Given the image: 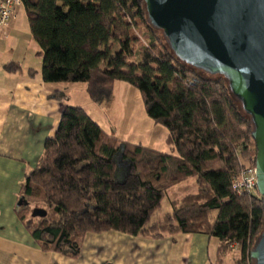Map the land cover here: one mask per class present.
Instances as JSON below:
<instances>
[{
	"label": "trees",
	"instance_id": "16d2710c",
	"mask_svg": "<svg viewBox=\"0 0 264 264\" xmlns=\"http://www.w3.org/2000/svg\"><path fill=\"white\" fill-rule=\"evenodd\" d=\"M22 2L41 49L45 83L86 84L98 105L112 101L116 83L131 85L148 117L168 130L172 151L122 142L85 109L66 106L55 136L21 185L15 209L41 250L77 259L90 233L203 234L219 241L217 261L238 244L237 264H255L251 252L264 232L263 200L232 189L240 172L235 147L243 153L238 143L253 139V125L228 80L179 58L150 23L145 0ZM138 26L153 36L132 62ZM156 32L165 40L163 51ZM6 70L20 67L9 64ZM53 99L63 102L66 95ZM188 179H195L197 193L173 202L172 213L156 221L168 191ZM34 209L46 210L47 217L32 218Z\"/></svg>",
	"mask_w": 264,
	"mask_h": 264
},
{
	"label": "crops",
	"instance_id": "0c3cea01",
	"mask_svg": "<svg viewBox=\"0 0 264 264\" xmlns=\"http://www.w3.org/2000/svg\"><path fill=\"white\" fill-rule=\"evenodd\" d=\"M40 51L23 7L8 28H0V264H214L218 259L219 241L203 234H164L156 238L133 237L115 231L90 233L77 259L43 252L36 244L19 221L15 209L21 185L26 175L37 167L46 140L55 136L64 108L85 109L108 135L116 137L115 128L110 131L108 127L112 125L113 99L102 115L98 109L106 104L97 108L88 95L86 84L45 83ZM9 64L18 65L20 70L7 71ZM57 93L65 94L66 101L53 99ZM167 136L165 133L159 143H167ZM148 144L144 146L159 151ZM187 184L192 185L189 188L196 194L195 179H188L170 190ZM170 213L172 208L167 214ZM167 214L154 219L162 220Z\"/></svg>",
	"mask_w": 264,
	"mask_h": 264
},
{
	"label": "water",
	"instance_id": "95a60500",
	"mask_svg": "<svg viewBox=\"0 0 264 264\" xmlns=\"http://www.w3.org/2000/svg\"><path fill=\"white\" fill-rule=\"evenodd\" d=\"M150 23L174 53L212 76L222 75L251 117L257 186L264 206V0H145ZM23 205V200L18 206ZM34 209L32 218H46ZM264 264V232L251 252Z\"/></svg>",
	"mask_w": 264,
	"mask_h": 264
},
{
	"label": "rangeland",
	"instance_id": "374dc122",
	"mask_svg": "<svg viewBox=\"0 0 264 264\" xmlns=\"http://www.w3.org/2000/svg\"><path fill=\"white\" fill-rule=\"evenodd\" d=\"M138 25H140V23ZM135 33V36L136 38H138L139 43L135 44L134 46V54L130 58L132 62L139 61V58L137 56L141 51V47L150 46L149 36H153V34L149 30H147L146 26H138ZM155 39L157 40L159 51H163V48L164 46H166V43L159 32H156ZM206 74L208 76H212L211 74ZM113 96H115V98H113L115 104L114 113L110 115V119H112V125L108 127L110 128V131H112V127L115 128L116 138L126 143L135 142L143 143L144 145H147L149 143L148 146H156V149H158L159 151L169 153L170 146L168 145V143H159V140H162L161 138H164V134L166 133L167 135H169V132L166 128L156 124L152 119L148 117L140 92L127 83L118 82L115 84ZM235 100L241 106L240 101L237 99ZM79 103L82 102L80 101ZM110 103L111 102L104 103L106 105H103L100 109H98L100 110V113L102 115L106 113L105 106ZM107 116L108 114H106V117ZM152 140L158 141L152 144L153 142H149ZM238 144H243V146H241L243 150L242 163L245 166L255 164L257 151L254 140H245ZM189 186L192 185L187 184L185 185V187H181L175 190H169L164 199L162 208L155 214V216L163 217L165 214L169 213L170 209L172 208L170 203H173L176 199H181L186 195L192 194V190L189 188ZM36 222L39 221L36 220ZM215 242L218 241L215 239ZM239 258L240 251L236 250L227 254L223 262H225L226 264H237Z\"/></svg>",
	"mask_w": 264,
	"mask_h": 264
},
{
	"label": "built area",
	"instance_id": "2783aa9c",
	"mask_svg": "<svg viewBox=\"0 0 264 264\" xmlns=\"http://www.w3.org/2000/svg\"><path fill=\"white\" fill-rule=\"evenodd\" d=\"M23 8L22 0H0V28L6 29L13 20L18 16V10ZM236 157L240 164V172L236 178L232 180V189L238 196H249L263 199L258 191L257 170L255 164L245 166L242 163L241 149L235 147ZM230 252L239 251L238 244L230 246ZM214 264H226L223 261H216Z\"/></svg>",
	"mask_w": 264,
	"mask_h": 264
}]
</instances>
